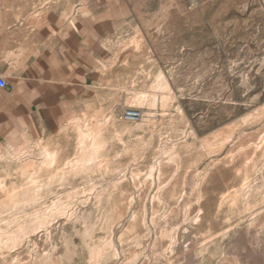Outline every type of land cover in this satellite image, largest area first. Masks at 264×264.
Listing matches in <instances>:
<instances>
[{"label": "rangeland", "instance_id": "374dc122", "mask_svg": "<svg viewBox=\"0 0 264 264\" xmlns=\"http://www.w3.org/2000/svg\"><path fill=\"white\" fill-rule=\"evenodd\" d=\"M95 7L94 98L0 147V264H264V0Z\"/></svg>", "mask_w": 264, "mask_h": 264}, {"label": "crops", "instance_id": "0c3cea01", "mask_svg": "<svg viewBox=\"0 0 264 264\" xmlns=\"http://www.w3.org/2000/svg\"><path fill=\"white\" fill-rule=\"evenodd\" d=\"M1 2L0 147L16 136L44 137L94 98L115 23L109 11L97 17L95 0L44 12Z\"/></svg>", "mask_w": 264, "mask_h": 264}, {"label": "built area", "instance_id": "2783aa9c", "mask_svg": "<svg viewBox=\"0 0 264 264\" xmlns=\"http://www.w3.org/2000/svg\"><path fill=\"white\" fill-rule=\"evenodd\" d=\"M7 87V84L0 79V89H5ZM125 118L129 121H137L139 116L136 112L134 111H129L125 114Z\"/></svg>", "mask_w": 264, "mask_h": 264}]
</instances>
